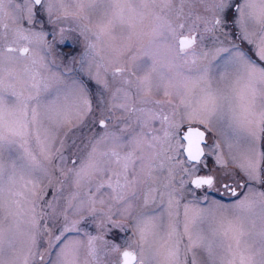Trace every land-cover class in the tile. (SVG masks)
<instances>
[{
	"label": "snow or ice",
	"instance_id": "6c2138e0",
	"mask_svg": "<svg viewBox=\"0 0 264 264\" xmlns=\"http://www.w3.org/2000/svg\"><path fill=\"white\" fill-rule=\"evenodd\" d=\"M0 264H264V0H0Z\"/></svg>",
	"mask_w": 264,
	"mask_h": 264
},
{
	"label": "flooded vegetation",
	"instance_id": "af4514ba",
	"mask_svg": "<svg viewBox=\"0 0 264 264\" xmlns=\"http://www.w3.org/2000/svg\"><path fill=\"white\" fill-rule=\"evenodd\" d=\"M210 158L208 159V163L210 165V168H211V163H210ZM205 171H208V169H205ZM198 192L202 191V190H197ZM210 197H214L216 199H220L221 202H225V201H230L232 199H235L234 197H230V196H227V195H221L220 193L218 192H215V191H211L208 193ZM95 232V231H94Z\"/></svg>",
	"mask_w": 264,
	"mask_h": 264
},
{
	"label": "rangeland",
	"instance_id": "374dc122",
	"mask_svg": "<svg viewBox=\"0 0 264 264\" xmlns=\"http://www.w3.org/2000/svg\"><path fill=\"white\" fill-rule=\"evenodd\" d=\"M214 135V134H213ZM210 163H211V167H213V164H212V161L214 160V157H211L210 158ZM51 197H46V199H50ZM212 199H216V198H214V197H211ZM216 200H220V199H216ZM234 199H232V200H230V201H225V202H223V203H231L232 201H233ZM87 230L88 231H90V232H92V234L93 235H95L96 233L94 232L95 230H94V228H92V227H87ZM73 235H75V234H73Z\"/></svg>",
	"mask_w": 264,
	"mask_h": 264
}]
</instances>
